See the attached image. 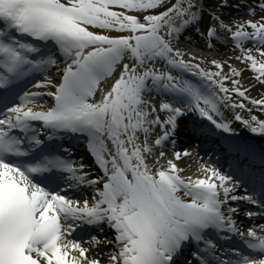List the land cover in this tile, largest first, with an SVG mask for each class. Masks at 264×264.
Wrapping results in <instances>:
<instances>
[{"label": "snow or ice", "instance_id": "1", "mask_svg": "<svg viewBox=\"0 0 264 264\" xmlns=\"http://www.w3.org/2000/svg\"><path fill=\"white\" fill-rule=\"evenodd\" d=\"M253 81L264 0H0V264H264V143L233 123L264 139ZM189 114L232 175L180 174Z\"/></svg>", "mask_w": 264, "mask_h": 264}, {"label": "bare ground", "instance_id": "2", "mask_svg": "<svg viewBox=\"0 0 264 264\" xmlns=\"http://www.w3.org/2000/svg\"><path fill=\"white\" fill-rule=\"evenodd\" d=\"M192 39L195 41V44H188L187 42H185V45L187 47H189V48H196V45H201V46L203 45V43L200 40L199 41L198 40L196 41L194 38H192ZM196 50L197 51H201L203 49L202 48H197ZM204 54L206 56H209V57H218V58H223L226 55V53H225L224 50H219L218 52L204 50ZM232 63L237 64L238 66L242 67L241 66L242 64H239V62L236 61V60H232ZM242 77H243L244 85L247 86L248 82L251 79L248 77V74H247L246 71H244L242 73ZM254 83H255V87H253L252 89H249L250 94L252 96H254V97H258L259 95H264V88L260 87L256 82H254ZM41 90H43V89L36 90V88H34V91H41ZM37 106H39V103H38ZM253 113L255 115H257L258 117H260V118H264V113L260 112L258 107L253 109ZM233 123H234V127L237 128V130H238L237 134L240 136L241 139H243V140H251L252 143H254V144L258 145V146L260 144L264 143V139H261L259 136L248 132L247 129L243 128L240 125L239 122L234 121ZM225 135H227V134H225ZM179 141L180 140H178V139L176 140V143L178 145H179V143H181ZM82 148L84 150V154H81L80 153V154H78L76 156V158L78 159L80 156H83L84 157L83 162L86 165H90L92 168H95L96 173H100V169H99L98 165H95V163L93 161V158L90 156V154H88L85 151L83 145H82ZM183 158H187V159H183ZM183 158L179 161V165L183 169V171L180 174L183 175V176H185V177H188V176H192V177L198 176L197 173L194 174V173H192V170H189L188 169V166H190V164H191V162L193 160L192 156L183 157ZM86 193L87 194H91V189H88L86 191ZM109 234H110L109 233V230H108V228L106 226L104 227V232L103 233H100V235H103V236L109 235ZM102 247H104V246H102Z\"/></svg>", "mask_w": 264, "mask_h": 264}, {"label": "rangeland", "instance_id": "3", "mask_svg": "<svg viewBox=\"0 0 264 264\" xmlns=\"http://www.w3.org/2000/svg\"><path fill=\"white\" fill-rule=\"evenodd\" d=\"M195 38H196V37H195ZM212 43L214 44L215 48H217V49H219V50H224L226 54L229 52V50H230L231 48L234 47V45H232L231 43H229V44H224V43L219 42V41H216V40H213ZM246 46H247V45H246ZM257 55H258V54H257ZM241 66H242V65H241ZM242 67H243V66H242ZM245 71L247 72L248 77H249L250 79H252L253 77H252V73H251V71H249V69H246ZM254 82H255V81H254ZM256 83H257L260 87L264 88V85H261L259 82H256Z\"/></svg>", "mask_w": 264, "mask_h": 264}]
</instances>
